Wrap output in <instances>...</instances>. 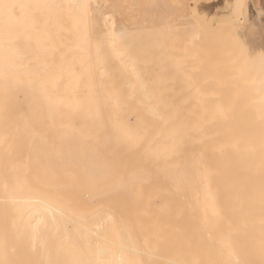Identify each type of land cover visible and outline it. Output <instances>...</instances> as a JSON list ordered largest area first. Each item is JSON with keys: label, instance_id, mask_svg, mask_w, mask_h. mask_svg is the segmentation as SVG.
<instances>
[{"label": "bare ground", "instance_id": "6f19581e", "mask_svg": "<svg viewBox=\"0 0 264 264\" xmlns=\"http://www.w3.org/2000/svg\"><path fill=\"white\" fill-rule=\"evenodd\" d=\"M115 2L0 0V98L8 94L0 99V169L21 161L17 154L30 159L35 142L33 150L24 142L27 130L42 132L40 162L50 180L45 178L42 193L20 198L35 208L22 218L24 227H32L27 219L34 211L38 222H51L36 236L38 259L43 254V264H264V76L248 71V83L241 80L244 73L231 82L223 72L227 61L237 62L233 49L216 48L213 54H222L212 60L211 44L210 59L222 73L204 56L207 66L200 72L210 75L211 84L200 85L201 68L192 70L203 87L197 99L179 93L175 101L154 99L150 54L123 41L126 30L108 11L116 12ZM253 5L254 60L264 63V7L258 0ZM191 47L199 58L190 63L197 65L206 48L204 54ZM240 64L235 74L247 66ZM8 168L1 177L10 183L17 170L7 177Z\"/></svg>", "mask_w": 264, "mask_h": 264}, {"label": "rangeland", "instance_id": "374dc122", "mask_svg": "<svg viewBox=\"0 0 264 264\" xmlns=\"http://www.w3.org/2000/svg\"><path fill=\"white\" fill-rule=\"evenodd\" d=\"M218 1L219 0H173V1L172 0H126V1L125 0H116V2H115L116 6H117L115 8L116 12H114L112 10V8L107 7L108 11H112L113 16L115 18V21L117 22V26L119 28H123L124 30H126L124 32V35L122 36L123 41L126 42L127 45H131L132 47L134 46V48H136V50L138 52H147L150 54L151 62H150L149 67L151 69V74H150L149 83H150V85H153L152 88H153V94H154L153 98L154 99L164 97L165 99H168V100L174 99L173 101H175L176 99L179 98V96L181 99L184 98L188 101H192V100L197 99L198 98L197 94H199L200 92L203 91V90H199V89L203 88L201 86L199 88V84L200 85L202 84V86H204L203 85L204 83H201V81L207 82L206 80H209V83H210V77H209L210 75L207 74V76H205L204 71L206 69L204 68L203 74L205 77L204 78L202 77L199 80V79H197V77H198L197 76L196 79H197V81L199 80L200 83L197 81L194 82V80H195L194 79L195 78L194 73L196 75V72H192V70L196 71L197 69L201 68L200 70H198L199 71L198 74L200 73L199 78L201 77V75L203 76V74H201L202 72H200V71L203 70L202 67H205V66H203V64H204L205 60L207 59V58H205L207 55L209 57L208 61H210V62H207V60H206V62L209 63L208 66L210 65L211 67L210 66L209 67L212 68L214 63H212V61L210 59V53L212 51V50H210V47H211V44H213V46H214V43H215V48L212 46V49H214V50L212 51V54H211V56L213 55L212 60H215V58H216V60L219 59L218 57L220 55H218V54H222L221 51H218V52H220L218 54H216V53L213 54V52L220 50V49L216 50V48H218V47L223 48V50L225 51V49L227 48L226 46H229L233 49L234 57L233 56L232 57L237 62L235 64L233 63V66H232V63L230 61H227L228 63L226 62L224 65L225 66V70H224L225 75L223 72V76L227 75V71H228L229 75L231 74L230 75V81L232 80L231 79L232 76L234 77V75L235 76L239 75V77H240L243 75V74L241 75L240 73H244L243 77H241L242 78L241 80L245 81V83H248L249 80H246V77L248 78V77L252 76L251 75L252 73H249L248 71L256 73L255 74L256 76L257 75H263L264 76V63L263 62L259 63L257 60H254L255 55L257 53V48H256L257 39L254 40V38H255L254 32L255 31L252 30V25H250V22H249L250 18H252V14H250L249 16L247 15L246 3H244L243 0H229V1L224 0L223 4L219 5ZM176 3H178V4H176ZM213 29H214V31H213ZM217 29H220L219 32L220 31L221 32L219 33ZM226 32H227V36L225 34L226 37H224V39L223 38L221 39L220 37L224 36V33H226ZM256 33H257L256 35H258V32H256ZM216 36H217V38H216ZM179 37H182V39ZM190 37H193V39H196V43L193 41V39H191L192 42L195 43V45H191L193 43L191 42ZM175 38H177L179 40V43H181V45H179V43H177L178 40L175 43ZM219 38L221 40H223L224 45L219 43V42L222 43V41L219 40ZM197 40H200V42L202 41V44L200 42H198V43H200L201 45H204V46L201 47L200 44L197 43ZM165 41L166 42L169 41V43L167 44ZM225 42H227L228 44L226 43L227 45H225ZM175 44H177V46H180V48H177V46H175ZM197 45H198V47H197ZM205 45H206V47H205ZM209 45H210V47L208 49L207 47ZM188 46L189 47L196 46L197 48H199L198 49L199 53L203 52L204 51L203 49L206 48L205 49L206 54H205V52H203L205 55H203V54H202L203 56L200 55V56H202L201 60L203 59V61H198L197 59L199 58V55L198 54L196 55V53H198V51L196 52L195 49L193 50L192 47L190 49ZM187 48H189V49H187ZM169 49L172 51L174 50V52H171ZM201 49H202V51H200ZM154 50L155 51L157 50V51L154 52ZM208 50H209V53H208ZM169 51H170V53H169ZM178 51H179V55L176 54ZM180 52L181 53H187V54H184L182 56V55H180ZM172 54H174V55H172ZM194 55H196V57H197V59H196L198 61V62L196 61L197 65L202 64V66L200 65V67H199L197 65H194L193 63H190V62H193L195 60ZM184 58H187V59L189 58V62H188V60H185ZM237 58H238V60H237ZM233 59L230 58V60L234 61ZM241 60H242V62L245 63V65H247L246 67L248 68V70L246 67L243 68L247 71L246 74H245V72H246L245 70H243L244 72L240 71L241 69L239 68V64H240L239 61L241 62ZM206 62H205V65L207 64ZM191 64H193L194 67L191 68V66H190ZM187 66L188 67L190 66L191 69L188 68ZM229 66L230 67L232 66L231 68H233L234 66H235L234 68H236V67L239 68L240 72L235 74V72L232 71V70H234V68L231 69ZM197 67H199V68H197ZM209 67H207V68H209ZM154 68H155V70H154ZM214 68L217 70L218 68H220V66L219 67L215 66ZM186 69H188L187 70L188 72L186 71ZM220 69L222 71V66ZM220 69L217 70V73H216L217 75H220L222 73L221 72L219 74ZM227 69H229V70H227ZM190 70H191L190 73L194 77L193 76L190 77V75H189ZM165 71H167V72H165ZM233 72H234V74H232ZM206 73H209V71L206 70ZM214 73H210V74H214ZM229 75L226 78H229ZM245 75H247V76H245ZM248 75H250V76H248ZM207 77L209 79H206ZM212 78H214V77H212ZM188 80L191 82H189ZM213 80H211V81H213ZM226 81L229 82L228 80H226ZM194 83H197V84H194ZM224 83H226V82H224ZM241 83H242V81H241ZM197 85H198V87H197ZM156 89H158V90H156ZM157 91L159 93V97H157ZM4 92H6L5 97L3 96V98H0V99L4 100V98L7 97L6 96V95H8L7 90ZM178 93H179V96L176 97V95H178ZM181 93H184V95L183 94L180 95ZM3 95H4V93H3ZM175 97H176V99H175ZM208 106L212 107L213 105H211V106L208 105ZM250 106H252V105H250ZM250 109L251 108L249 107L248 110H250ZM188 115H198V113L190 112V113H188ZM34 128L35 127H30L29 128L30 132L27 130V133L25 135L27 137H24V142H27V144H29V147H31L30 149H32V150L34 149V142H35V150L33 151V153H31L32 151H30V153H29L30 155L32 154L30 159L28 157H26V155L25 156L23 155L24 160H22L20 158L22 156L20 155L21 153L19 151L20 154H17L18 152L16 154L19 155L18 160H21V161H17L14 159L15 161H12V162H14V163H12L13 165L11 163H9V164L7 163L9 165V168H8V165H6V163H4L5 166L8 168V172L6 173V174H8L7 177L8 176L10 177V173H9L10 171L17 170V172L14 171L16 174H14L13 172H12L13 174L11 173L12 182H10V183H13L12 185L10 183H7V181H10V180H8L7 178L4 177L5 179H7V181L5 182V179L3 177H1V174H2V176H3V174H5L4 169H6V167L4 168V165H3L4 171L0 169V172L2 171V173H0V178L1 179L3 178L2 180H0L1 181L0 183L2 185H4V187H5L4 189L2 187H0V191H4L3 193L8 191L7 192L8 194L6 193V195L5 194L3 195L1 193V195H0V197L2 198V199H0V201L3 200V202L2 201L0 202V204L2 203L1 209H0L1 210L0 211V213H1L0 214V264H40V262L43 261V257H41V256H43V254L41 256H39L40 261L38 259V253H37L38 248L36 246V243H38V240H37L36 236H38V239L40 236L42 237L41 233H43V235H44L45 231L50 229L49 227H51V222H48V224L46 222L42 223V220L38 222L36 220V218L38 219V217L36 215V211H34L33 213L36 216L31 215L33 219L31 218V216H30V218L27 219L28 224L32 223L33 228H34V226H36L35 224L39 225L38 228L34 229L36 232V233H34V235H35L34 236L35 239H34L32 236L33 232H31L32 227L31 228L30 227L29 228L24 227L23 223L25 221L24 220H23L24 222L22 221V218L24 217V215L27 216V214H28L27 211L29 209H32L31 207H33V205H32L33 202H32V200L31 201L22 200V199L20 200V198H23V197L24 198L25 197L26 198L27 197H30V198L34 197L35 195H37V193H39V191L42 193L43 192V185L46 183V179L50 180V178L47 177L49 169L46 168L45 162H40L41 160L42 161L44 160V157H43L44 153L43 152H44L45 138H44V135L42 134V132L37 133L36 128L35 129ZM28 136L30 139L28 138ZM34 137H35V140H37V141L34 140ZM26 138H27V141H25ZM19 142H20V139H19ZM19 142H17L18 148H19ZM31 143L33 146H31ZM51 145H52V139H51V135L49 134L48 135V148H49L48 150L50 153H52L51 152ZM15 147H17V146H15ZM36 147H37V149H36ZM14 155L11 157L13 158ZM0 163H3V162L1 161ZM33 163L36 167L33 166ZM1 165L2 164H0V166ZM30 165H32V166H30ZM17 173H18V175H17ZM25 175H26V177H25ZM37 175H40V176H37ZM31 179H32V181L30 183ZM40 181H42V182H40ZM32 182H33V184H32ZM6 185L8 186V190H7ZM2 195L7 196L10 199L11 198L12 199L9 200V198H8V200L6 199V201H5V199ZM13 198H14V200H13ZM7 201H9L11 203L12 208L7 207V205H8ZM19 201H20V203H19ZM5 202H6V207L4 208L2 206H5ZM10 203H9V206H10ZM30 204H31V206H30ZM6 208H8L9 211H10V209H14L12 214L14 212H16V214L13 216H12V214H11V216H7L5 212L8 213L9 211ZM32 210H35V208ZM10 213L11 212H9L8 215H10ZM25 213H27V214H25ZM29 213H31V212H29ZM37 213L39 214V212H37ZM40 219L41 218H39L38 220H40ZM33 221H37V222L35 224H33L34 223ZM46 224H47V226H46ZM10 226L15 227L18 231L13 229V227H10ZM29 226H30V224H29ZM19 228H23V230H22L23 232L20 231L21 232L20 233L19 230H21V229H19ZM13 230H15V231H13ZM41 230L43 232H40ZM36 234H38V235H36ZM35 241H37V242L35 243ZM39 251L40 250H38V252ZM41 264H43V262Z\"/></svg>", "mask_w": 264, "mask_h": 264}, {"label": "crops", "instance_id": "0c3cea01", "mask_svg": "<svg viewBox=\"0 0 264 264\" xmlns=\"http://www.w3.org/2000/svg\"><path fill=\"white\" fill-rule=\"evenodd\" d=\"M251 1V2H250ZM253 1L254 0H247L246 1V8H247V15L249 16L250 14H252V17H253V15H254V12H255V8H254V5H253ZM223 2H224V0H219L218 1V3H219V5L221 4H223ZM258 2H259V6H261V7H264V0H258ZM261 20L264 22V17L263 18H261Z\"/></svg>", "mask_w": 264, "mask_h": 264}]
</instances>
